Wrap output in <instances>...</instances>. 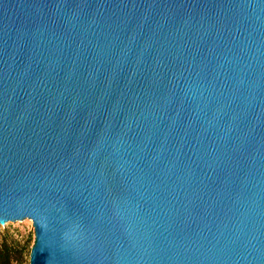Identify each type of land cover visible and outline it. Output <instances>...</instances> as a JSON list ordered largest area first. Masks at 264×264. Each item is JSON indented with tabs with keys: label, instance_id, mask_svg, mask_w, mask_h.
Wrapping results in <instances>:
<instances>
[{
	"label": "water",
	"instance_id": "obj_1",
	"mask_svg": "<svg viewBox=\"0 0 264 264\" xmlns=\"http://www.w3.org/2000/svg\"><path fill=\"white\" fill-rule=\"evenodd\" d=\"M30 264H264V0H0V224Z\"/></svg>",
	"mask_w": 264,
	"mask_h": 264
},
{
	"label": "rangeland",
	"instance_id": "obj_2",
	"mask_svg": "<svg viewBox=\"0 0 264 264\" xmlns=\"http://www.w3.org/2000/svg\"><path fill=\"white\" fill-rule=\"evenodd\" d=\"M35 241L33 221L7 229L0 224V264H30Z\"/></svg>",
	"mask_w": 264,
	"mask_h": 264
}]
</instances>
